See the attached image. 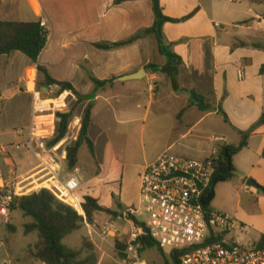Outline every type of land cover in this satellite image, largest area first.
I'll use <instances>...</instances> for the list:
<instances>
[{"label": "crops", "instance_id": "0c3cea01", "mask_svg": "<svg viewBox=\"0 0 264 264\" xmlns=\"http://www.w3.org/2000/svg\"><path fill=\"white\" fill-rule=\"evenodd\" d=\"M161 5L164 14L173 19H181L197 10L185 22L165 24L163 33L167 44H172L170 51L180 58L183 72L192 79L189 89L197 88L209 99L213 106L210 111H202L192 104L190 92L177 85V65L171 64L166 56L159 53L157 41L147 34L155 22L151 0H130L119 4L116 0H13L0 7V22L45 20L49 32L46 47L37 64L21 56L20 52L0 56V74L12 64V55L24 64L19 79L12 82L18 88L12 89L11 95H2L4 87L0 79V164L2 178L11 190L19 189L26 179L33 180L27 195L49 185L39 181L38 161L32 154L14 149L9 153L4 151V147L25 141L17 130L28 126L34 92L41 91L37 83L43 76L38 72V65L44 67L57 82L70 83L85 96L94 91L89 75L101 81L114 80L93 100L87 101L93 104L89 136L95 143V152L101 146L102 158L109 163L108 169L101 171L97 178L88 180V184L99 183L96 180L105 177L107 172L110 174L115 164L112 157L107 156L108 142H103L102 138L108 135L100 120L118 113H138L144 108V96L150 102L147 112L154 105L157 106V120L153 127L174 136L165 151H176L183 156L199 158L209 155L215 146L212 137L224 138L225 145L239 146L242 133L251 131L258 123L264 114V75L260 73L264 65V2L161 0ZM130 39L134 40L133 43L119 49L102 51L95 47L97 43H117ZM149 64L167 67L169 75L146 71V76L140 80H120L137 74ZM242 72L244 78H241ZM221 112L227 117V122ZM219 115L223 118L221 129L214 131L206 121ZM167 116L173 118V124H164ZM263 150L264 125L251 133L248 146L233 158L237 179L254 181L264 188ZM144 168H141V172ZM75 171L78 175L79 168ZM141 172L137 175V195L133 205L139 199ZM69 173L62 176L63 180ZM106 181H103L104 184L112 187L110 197H105L103 201L99 193H91V197L103 207L113 209V196L121 202L126 182L124 178ZM252 190L257 193L261 216L252 220L238 207L233 217L247 232L250 227L259 230L260 239L264 235V194L258 188L252 187ZM88 191L83 192V197L87 196ZM69 201L73 204L77 202L73 198ZM77 206L80 207L79 204ZM15 213L22 219L21 224L12 223L10 230L8 226L6 229L0 228V264H46L32 255L39 240L38 234L25 233V226L32 219L16 210L10 212L9 221H13ZM82 230L68 236L63 244L80 250L83 240H88L94 247L97 264H102V248L91 242Z\"/></svg>", "mask_w": 264, "mask_h": 264}, {"label": "built area", "instance_id": "2783aa9c", "mask_svg": "<svg viewBox=\"0 0 264 264\" xmlns=\"http://www.w3.org/2000/svg\"><path fill=\"white\" fill-rule=\"evenodd\" d=\"M11 1L0 0V7ZM40 26L48 32L45 20ZM240 75L244 78L243 72ZM43 92H34L30 122L17 130L25 141L4 147V151L14 149L32 154L38 161L39 181L47 182V189L61 202L77 209L81 202L73 204L69 199L76 200L81 180L76 171L70 172L65 180L62 176L68 147L77 142L82 119L73 117L64 139L50 145L57 134L58 114L68 113L77 98L69 91L60 93L58 86L45 87ZM211 140L215 146L205 157H188L167 150L141 172L138 202L120 216L129 226L128 233L112 225L101 230L104 238L125 243L124 264H148L142 257V239L146 236H151L163 249L178 254L180 264H264V248L256 244L242 246L235 241L236 230L246 232L237 219L207 204L213 190L216 161L225 146L222 137ZM30 182L33 180L26 179L19 189L11 190L2 178L0 164V219L5 223H9L14 199L29 193Z\"/></svg>", "mask_w": 264, "mask_h": 264}, {"label": "trees", "instance_id": "16d2710c", "mask_svg": "<svg viewBox=\"0 0 264 264\" xmlns=\"http://www.w3.org/2000/svg\"><path fill=\"white\" fill-rule=\"evenodd\" d=\"M130 0H116V3H122ZM155 22L152 28L147 30L148 35H153L158 44L159 53L166 56L171 64H180L181 60L178 56L170 51L172 44L168 45L163 27L167 23L178 24L191 19L197 10L181 19H173L164 14V8L161 5V0H151ZM263 1L264 0H260ZM48 39V32L40 26V22H0V56L10 55L13 52H20L30 59L34 64L38 63L39 57L44 51ZM133 39L110 43L102 42L95 44V47L102 51H110L119 49L133 43ZM38 72L43 76V86H58L60 93L72 92L77 98V105L93 100L99 91L111 86L114 80L101 81L92 75H89L90 80L94 84V91L91 95L85 96L80 94L76 89L66 82H57L48 74L47 70L38 65ZM146 71L152 73L168 74L167 67H160L157 64H149L146 66ZM260 73L264 75V65ZM192 104L197 106L202 111H210L212 108L207 105L206 99L196 93L190 92ZM92 102H88L83 118L82 128L77 142L68 147L67 165L71 172L78 168L79 152L85 144L89 153L95 156V143L89 136V130L92 123ZM225 121L228 119L223 112ZM74 117V111L71 109L68 113L58 114L57 134L51 141L50 145H56L62 141L67 133L68 125ZM264 125V114L247 133H242V140L239 146L225 145L220 149V155L216 161L217 170L213 182V190L207 204L212 206L215 199V190L219 184L227 183L236 175V170L233 165V158L244 148L248 146V139L251 133L259 126ZM264 159V150L262 153ZM258 190L264 194V188L259 186ZM1 195V188H0ZM114 204L121 209L118 198L113 196ZM11 211H20L25 217L31 218L32 222L25 226V233L29 234L36 232L38 234V243L32 255L46 264H97V256L94 253V247L91 243L85 242L80 250L72 249L63 244V241L73 233L82 229L85 224L93 225L96 214L105 213L115 218L120 217L122 213L111 208H106L100 205L99 201L89 195L84 197V202L81 203V212L75 208L61 202L50 190L43 188L30 195L16 197L11 205ZM10 230V227L8 226ZM142 253L147 249H157L164 255V249L151 237L146 236L142 239ZM259 248H264V235L256 243ZM126 245L122 241H115V251L119 258L125 260ZM164 264H180L179 255L175 252H170L169 260H165Z\"/></svg>", "mask_w": 264, "mask_h": 264}, {"label": "rangeland", "instance_id": "374dc122", "mask_svg": "<svg viewBox=\"0 0 264 264\" xmlns=\"http://www.w3.org/2000/svg\"><path fill=\"white\" fill-rule=\"evenodd\" d=\"M19 54L26 58L22 53ZM10 59H14L13 61L10 60V63L12 64H9L8 69L0 74V79L4 87L2 94L4 97L11 95V92L13 91L12 89L18 88V85H16V83L12 84V82L14 83L19 79L18 77L22 74L24 69L23 62L19 59H15V55H12V58L10 57ZM181 65V63L177 65V85L180 88H184L188 92L195 91L196 93L202 95L206 99L207 105L213 107L209 99H207L199 89H189L192 79L190 75L183 72L184 69L181 68ZM180 74L182 75L181 77L179 76ZM43 81L44 78L42 77L37 83L38 89H40L41 92H43L45 87H47L42 85ZM179 81L181 82L180 85ZM142 103L144 108L136 114L130 115L118 113L115 116H107L106 118H103V120H100L108 135V137L102 138L103 142H108L107 156L112 157L115 164L111 168L110 174L107 172L105 177H101L96 180L99 183L88 184L87 182L90 179L100 176L101 171H106L109 167L108 161L102 158L101 146H99L98 152L95 153V156H92L89 153L85 144L80 149L78 176L81 180V187L77 192V202H80L81 199L84 200L82 194L88 190H91V192L88 191L90 196H92L91 193H99L102 201L105 197L109 198L112 187L104 184V182L106 183V180H111V182L116 180L120 181L124 178L126 182L125 193L121 202L119 201L121 209H118V207L114 204L113 210H117L122 213L134 204L138 187L137 175L141 172V168L155 162L157 158L166 150L170 140L174 137L165 130L158 131L155 127H153L155 121L157 120V106L154 105L151 109H149V112H147V106L150 102L145 99V96L143 97ZM87 105L88 102L77 105L76 101L70 104V110L72 109L74 111V117L82 119ZM1 106L2 104L0 103V109ZM172 119L167 116V119L163 122L164 124H173L174 120ZM222 121L223 118L219 115L218 117L208 119L206 124L211 125L210 128L212 130L219 131V129H221ZM63 172V176H67V173L71 172L67 162L64 165ZM248 183L249 181L240 180L235 177L228 183L219 184L216 188V198L212 203V207L217 212L227 213L231 216H235V210L238 207H241V209L252 220L259 218V216H261V209L257 203V193H253L254 191ZM244 187L250 190V193H248ZM76 210L81 212V207L77 206ZM17 214L15 213L13 221H9L8 224L5 223L3 219H0V228L6 229L7 226H10L12 223L20 225L22 219L18 218ZM108 225L114 226L123 233L129 231V226L122 219L115 218L114 216L105 213H98L95 216L94 224H85L82 228V233L86 234L90 238L91 242H93L97 247L102 248L100 256L102 264H124V260L120 259L115 251V241L119 240L104 238L101 235V230ZM258 232L259 230L251 227L249 232L246 231L243 233L238 229L235 231V241L242 246H251L259 240ZM85 242L89 243L88 240H83V245ZM169 254L170 251L168 249H164L163 255L155 248L145 250L142 253V257L148 264H164L165 260H169Z\"/></svg>", "mask_w": 264, "mask_h": 264}, {"label": "water", "instance_id": "95a60500", "mask_svg": "<svg viewBox=\"0 0 264 264\" xmlns=\"http://www.w3.org/2000/svg\"><path fill=\"white\" fill-rule=\"evenodd\" d=\"M145 76H146V70L145 69H142L137 74H135L133 76H129V77L120 78V80L121 81L134 80V79L135 80H140V79L144 78ZM249 186L255 187V188H258L259 187L254 181L249 182Z\"/></svg>", "mask_w": 264, "mask_h": 264}]
</instances>
